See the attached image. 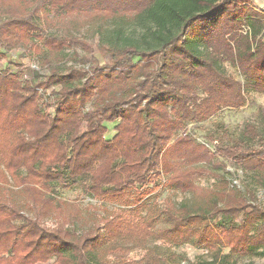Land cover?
I'll return each instance as SVG.
<instances>
[{
    "label": "trees",
    "instance_id": "trees-1",
    "mask_svg": "<svg viewBox=\"0 0 264 264\" xmlns=\"http://www.w3.org/2000/svg\"><path fill=\"white\" fill-rule=\"evenodd\" d=\"M87 25L99 34L95 44L76 34ZM126 25L136 37L126 39ZM263 31L253 0H0L8 60L0 69V264H110V252L134 248L148 251L117 264L177 262L150 246L154 240L213 253L192 264L264 256V206L250 186L245 195L223 178L218 189L201 188L205 200L193 205L147 200L167 177L197 193L192 176L205 171L197 164L218 155L264 180V120L247 122L238 139L214 150L187 133L188 123L264 92ZM67 47L89 66L59 65ZM35 54L47 73L19 62ZM76 189L116 207L81 233L63 220L44 224L39 215L64 204L60 191Z\"/></svg>",
    "mask_w": 264,
    "mask_h": 264
},
{
    "label": "rangeland",
    "instance_id": "rangeland-1",
    "mask_svg": "<svg viewBox=\"0 0 264 264\" xmlns=\"http://www.w3.org/2000/svg\"><path fill=\"white\" fill-rule=\"evenodd\" d=\"M253 5L257 8L260 5L253 0ZM112 28V27H110ZM124 36L128 38H134L139 32L135 31L132 26H124ZM81 38L89 41L90 43H97L99 34L94 27L85 26L81 31H76ZM264 37V31L262 32ZM80 53H83L81 47H77ZM4 50L0 47V69L7 65V59L1 54ZM73 48L67 47L63 52V60L58 62L59 65L67 66L75 64L76 66H89L88 64L82 65L80 61H73L70 57L72 55ZM28 53V52H27ZM100 65L106 62V58L97 53ZM12 60H17L15 56H11ZM19 61V60H18ZM23 66L38 69L41 74L47 73V64L43 63L39 55H28L23 60ZM222 67L226 72L233 74L236 78H239V74L235 65L229 61L222 62ZM28 70V69H27ZM30 71H27L29 74ZM46 94V93H45ZM248 102L246 105L238 108L224 107L216 114L212 115L208 119L198 123H188L187 133L193 134L196 140L200 143H209V147L214 150L218 141L223 140L226 143L238 139L242 134V129L247 122H255L261 124L264 120V92L259 93L255 91L247 92ZM48 97L46 94L45 99ZM106 131L105 137L111 139L116 130L112 122L105 123ZM213 136L215 140L210 142L209 136ZM184 166V165H183ZM197 166H203L205 171L203 173L196 172L193 174L192 179L199 189L194 192L192 189L182 190L177 188L174 183L168 179V177L162 180L159 188L155 189L148 196L147 200L163 205L167 200H171L177 204L187 203L193 205L205 200L202 194L204 191L201 188H216L224 185L223 178L227 179L229 186H238L246 195V187L250 186L255 190L257 203L264 206V180L259 179L245 170L236 166L231 162L225 160L222 156L215 157L211 163L201 162ZM158 182H152L148 185L152 188L153 185ZM16 201L24 206V211L30 216L37 215V208L33 206L25 205L27 200L24 195L16 193ZM59 197L62 198L64 203L58 210L52 209L47 213H42L39 218L47 226H55L60 220L66 223V226L81 233L83 230L88 229L100 216L105 213V207L113 209L116 205L106 203L105 207L101 202L94 199L92 196L81 194L79 189L76 190H62L59 193ZM150 246H156L160 252L175 253L177 255V262L171 264H192V262L199 263L202 261H209L213 258V253L207 248H200L191 244L185 243L181 245H174L171 243L163 242L160 240H154L150 242ZM145 248H134L126 250H116L109 253L107 260L110 264H117L120 260H141L147 253ZM223 253H229L228 247L222 248ZM235 264H264V256H233Z\"/></svg>",
    "mask_w": 264,
    "mask_h": 264
},
{
    "label": "built area",
    "instance_id": "built-area-1",
    "mask_svg": "<svg viewBox=\"0 0 264 264\" xmlns=\"http://www.w3.org/2000/svg\"><path fill=\"white\" fill-rule=\"evenodd\" d=\"M257 9L259 11H261L263 14H264V4L263 5H260L259 7H257ZM244 33H247L249 32V27L247 26H243V30H242Z\"/></svg>",
    "mask_w": 264,
    "mask_h": 264
},
{
    "label": "crops",
    "instance_id": "crops-1",
    "mask_svg": "<svg viewBox=\"0 0 264 264\" xmlns=\"http://www.w3.org/2000/svg\"><path fill=\"white\" fill-rule=\"evenodd\" d=\"M255 2L259 5H263L264 4V0H255Z\"/></svg>",
    "mask_w": 264,
    "mask_h": 264
}]
</instances>
